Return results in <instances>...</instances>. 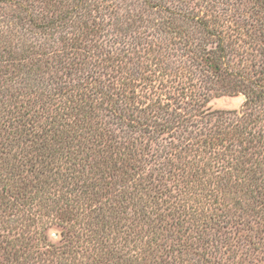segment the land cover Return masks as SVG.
I'll return each mask as SVG.
<instances>
[{
	"label": "rangeland",
	"instance_id": "obj_1",
	"mask_svg": "<svg viewBox=\"0 0 264 264\" xmlns=\"http://www.w3.org/2000/svg\"><path fill=\"white\" fill-rule=\"evenodd\" d=\"M79 1L0 0V90L31 92L34 103L74 84L83 71L73 70V38L90 12L103 27L96 44L113 38L121 48L132 74L126 86L148 101L163 98L170 114L161 126L145 121L127 128L108 119L107 129L136 144L139 155L111 177L103 179L100 169L91 174L108 186L89 215L71 201L66 210L60 200L40 208L43 216L54 210V220L36 208L19 215L0 201V264H264V183L246 175L238 146L195 144L207 140L213 124L250 133L263 155L264 0ZM162 5L178 12L170 24ZM70 9L74 15L62 19ZM49 20L52 26L41 30ZM206 109L236 111L240 121L208 123L201 118ZM172 136L192 145L199 161L193 174L154 157L163 150L154 139Z\"/></svg>",
	"mask_w": 264,
	"mask_h": 264
},
{
	"label": "trees",
	"instance_id": "obj_2",
	"mask_svg": "<svg viewBox=\"0 0 264 264\" xmlns=\"http://www.w3.org/2000/svg\"><path fill=\"white\" fill-rule=\"evenodd\" d=\"M160 8L168 17V24L178 16L172 5H162ZM95 9L98 7L95 6L93 11ZM74 10L76 9L61 12L60 17L66 19L69 15H74ZM92 15L90 12L86 15L84 24L78 30L79 34L73 38L76 43L75 61L77 60L73 70L78 73L83 71L80 76L78 74L74 84L34 103L32 98L36 94L31 92H11V88L7 87L0 90V201L19 215L36 208V215L38 212L42 218L52 215L54 220V210L43 216L40 208L49 202L58 204L59 200L62 203L61 209L64 206L66 210L71 206V201L76 205L75 210L81 211L82 217L89 215L95 205L102 203L98 201L99 197L108 186V182L99 183L91 174L100 169L103 179L111 177L127 164L135 162L130 158L136 159L134 157L139 155L136 144L130 147V141L124 142L126 136L114 135L107 129L112 124L108 119H115L117 125H126L127 128L143 126L145 121L161 126L160 119L170 114L168 109L171 107L163 98L155 102L148 101L137 88L129 89L126 86L132 74L123 66L121 48L114 44L116 42L113 38H106L105 45L96 44L95 38L103 27ZM60 17L54 20L58 21ZM90 17L93 19L91 23ZM191 20L201 25V17L195 16ZM51 26L52 21L49 20L39 28L46 30ZM205 59L212 65L210 57ZM87 69L90 72H86ZM108 70L121 75L112 76L106 72ZM182 83L180 81L178 85L187 84ZM184 89L185 86L180 87V91L184 92ZM185 99L184 109L191 105ZM131 112L137 113V116H132ZM201 113V118L208 123L212 122L211 118H214L215 124L223 123L222 119L230 124L240 121L236 111L216 114L206 109ZM188 118L192 116L184 117L182 122H187ZM204 119L197 120V123ZM237 126L239 123L232 128ZM225 129L212 124L207 140L201 139L200 143L195 144L204 145L208 142L213 150L215 145H218L217 150L225 144L238 146L241 164L246 165L243 169L246 175L253 178L255 184L260 181L264 183V170L260 163V157L264 158V151L263 155L254 151V137L248 132H227ZM159 139L165 144H161L162 141L158 144ZM170 139L180 142L181 148ZM154 140L163 149L161 155H157L159 151L154 155L155 158L162 159V166L178 167L180 163V168L183 164V170H188L189 174L199 168V161L190 154V142L185 143L183 138L173 136ZM174 149L180 150L176 152ZM125 154L127 155L124 156ZM133 155L135 156L132 157ZM43 229L41 227L35 233L36 239L40 238Z\"/></svg>",
	"mask_w": 264,
	"mask_h": 264
}]
</instances>
